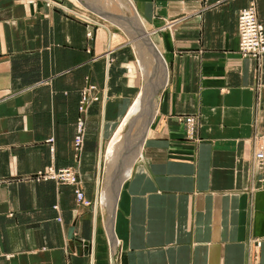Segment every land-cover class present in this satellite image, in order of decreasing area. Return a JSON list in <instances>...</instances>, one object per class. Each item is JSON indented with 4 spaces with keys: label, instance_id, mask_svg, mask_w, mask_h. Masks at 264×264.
<instances>
[{
    "label": "crops",
    "instance_id": "crops-1",
    "mask_svg": "<svg viewBox=\"0 0 264 264\" xmlns=\"http://www.w3.org/2000/svg\"><path fill=\"white\" fill-rule=\"evenodd\" d=\"M251 1L0 0V264H264ZM50 166L95 203L35 178Z\"/></svg>",
    "mask_w": 264,
    "mask_h": 264
},
{
    "label": "built area",
    "instance_id": "built-area-1",
    "mask_svg": "<svg viewBox=\"0 0 264 264\" xmlns=\"http://www.w3.org/2000/svg\"><path fill=\"white\" fill-rule=\"evenodd\" d=\"M238 29L240 36V52L247 57L256 59L264 58V25L259 21L257 9L254 1L242 8L238 17ZM95 89L94 85H90L84 94L81 104V110L86 109L87 102L90 99V93ZM189 133L192 135L195 129L194 118L187 119ZM85 140L84 121L80 119L78 131L74 139V150L79 156L83 151ZM53 142V138L50 139ZM260 164L264 163V150L258 155ZM35 178L39 181L54 180L59 184H69L75 186V193L79 203L90 206L91 200L87 199L83 189L80 177L77 171L71 167L57 169L54 166L48 167L46 170L39 171Z\"/></svg>",
    "mask_w": 264,
    "mask_h": 264
},
{
    "label": "rangeland",
    "instance_id": "rangeland-1",
    "mask_svg": "<svg viewBox=\"0 0 264 264\" xmlns=\"http://www.w3.org/2000/svg\"><path fill=\"white\" fill-rule=\"evenodd\" d=\"M75 1H76L75 3H76L77 5L81 6V4H82V3H81V0H80V1L75 0ZM90 1H92V3H91L92 5H91V6H87V9H86V7H83V8L86 9V11L88 10L89 13L93 14L92 12H95L97 9H95V6H94V4H95V3H94V0H90ZM95 1H96V0H95ZM79 6H77V7H79ZM82 6H83V5H82ZM79 8H80V7H79ZM81 8H82V7H81ZM83 8H82V9H83ZM91 11H92V12H91ZM95 13H97V12H95ZM93 15H94V14H93ZM96 17H97V16H96ZM113 29H114L115 31L122 32L121 30H119V29L116 28V27H113ZM93 99H96V97H94ZM80 110H81V109H80ZM81 111H82V110H81ZM123 120H124V119H123ZM122 122H123V121H122ZM122 122H121V123H122ZM120 125H121V124H120ZM115 135H116V134H115ZM115 135H114V136H115ZM114 136H113V138H112L111 140H108V139H107L108 141H106V143H105L104 150H106V149L108 148V146L110 145V143H111L112 140L114 139ZM104 150H103V151H104ZM106 151H107V150H106ZM100 162H101V161H100ZM98 168H99V178H100L101 174H104L105 171H104V173H103V170L101 171L102 173L100 172V165L98 166ZM103 169H104V168H103ZM43 181H45V180H43ZM92 201H93V200H92ZM92 201H91V202H92ZM92 203H95V202H92ZM82 205H83V204H82Z\"/></svg>",
    "mask_w": 264,
    "mask_h": 264
},
{
    "label": "bare ground",
    "instance_id": "bare-ground-1",
    "mask_svg": "<svg viewBox=\"0 0 264 264\" xmlns=\"http://www.w3.org/2000/svg\"><path fill=\"white\" fill-rule=\"evenodd\" d=\"M78 1H80V0H78ZM261 151H263V150H261ZM261 151H258V153H257V158H258V155H259V153L261 152ZM259 159V158H258ZM260 161V160H259ZM103 168V167H102ZM84 205V204H83ZM90 205H93V203L91 202V204ZM87 206V205H86Z\"/></svg>",
    "mask_w": 264,
    "mask_h": 264
}]
</instances>
